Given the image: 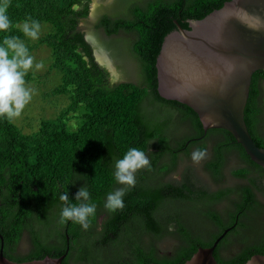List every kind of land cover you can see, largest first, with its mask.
Listing matches in <instances>:
<instances>
[{"label": "trees", "instance_id": "1", "mask_svg": "<svg viewBox=\"0 0 264 264\" xmlns=\"http://www.w3.org/2000/svg\"><path fill=\"white\" fill-rule=\"evenodd\" d=\"M226 1L115 0L99 7L91 28L103 31L106 39L100 42L125 78L113 82L81 27L92 0H10L13 27L0 33V43L5 35L22 39L18 26L28 17L50 24L52 31L40 42L50 48L52 67L62 74L51 94L68 95L70 104L55 120H42L33 133L0 118L4 256L23 262L66 253L63 264H183L236 221L217 244L216 260L243 264L254 254L264 255V168L229 132L204 134L194 111L157 91L156 58L175 22L188 28L189 20L202 19ZM263 88L259 70L244 113L258 147H264ZM70 112L78 113L74 130L65 119ZM132 147L148 155L151 170H138L135 186L128 187L116 182L114 162ZM197 148L207 152L201 165L217 184L214 189L188 165L180 179H167L192 160ZM229 155L242 167L232 171L239 182L224 185ZM85 185L97 205L88 230L61 222L59 199L67 192L70 203H79L75 195ZM119 188L125 190V206L110 212L106 197ZM164 241L167 249L160 247Z\"/></svg>", "mask_w": 264, "mask_h": 264}, {"label": "water", "instance_id": "2", "mask_svg": "<svg viewBox=\"0 0 264 264\" xmlns=\"http://www.w3.org/2000/svg\"><path fill=\"white\" fill-rule=\"evenodd\" d=\"M175 24L156 58L159 96L194 111L204 134L210 129L229 132L250 160L264 168V147L256 145L244 119L252 76L264 72V0H229L202 19L189 20L188 28ZM85 37L96 44L94 36ZM93 52L103 55L106 68L117 76L108 52ZM234 225L183 264H220L214 250ZM65 256L16 262L4 256L2 240L0 244V264H63ZM243 264H264V255L254 254Z\"/></svg>", "mask_w": 264, "mask_h": 264}, {"label": "clouds", "instance_id": "3", "mask_svg": "<svg viewBox=\"0 0 264 264\" xmlns=\"http://www.w3.org/2000/svg\"><path fill=\"white\" fill-rule=\"evenodd\" d=\"M9 6L10 0H0V33H8L13 27L8 15ZM18 27L24 37L31 40L39 39L41 32L39 21L28 17ZM44 66L43 61L36 62L20 36L5 35L3 37L0 43V118L12 122L22 116L24 109L35 94V89L27 86L25 78L29 72L40 71ZM206 156L205 149L197 148L192 152L191 159L193 163L199 164ZM114 167L116 182L134 187L137 171L145 168L150 171L151 162L144 151L132 147L121 159L114 162ZM124 196L123 188L110 192L106 197L104 207L110 212L122 210L125 206ZM59 199L64 204L61 210V222L72 221L84 230H88L91 226L89 218L95 215L97 205L92 202L87 186L81 187L75 195V201L79 203H70L67 192L61 194Z\"/></svg>", "mask_w": 264, "mask_h": 264}, {"label": "rangeland", "instance_id": "4", "mask_svg": "<svg viewBox=\"0 0 264 264\" xmlns=\"http://www.w3.org/2000/svg\"><path fill=\"white\" fill-rule=\"evenodd\" d=\"M103 0H92L90 4L91 13L87 21L82 22V28L86 32V35H92L95 37L97 43H93L91 40H87L91 43L93 48L99 49V47L107 48L102 45L100 40L106 39L103 31H95L91 28L90 22L94 19L96 11L99 7H102ZM23 23H20L22 25ZM41 32L39 39L31 40L23 36L22 40H24L26 46L29 49L31 55L35 57L36 62L43 61L44 68L40 71L29 72L26 76L27 86L35 89V94L32 97L31 102L26 106L22 116L16 120H14V124H16L22 132L24 133H33L37 131L40 126V122L42 120H55L60 116L64 110L70 104L68 95H53L51 91L55 89L62 82V74L59 70L54 69L52 67V56L51 50L45 44H42L40 40L42 37L48 32L52 31V26L48 23H41ZM98 60V59H97ZM118 70V67L116 66ZM110 80L113 82H123L125 78L120 76H113L110 73ZM264 91V88H263ZM67 124L70 130L76 129L78 125V113L70 112L66 118ZM228 163L226 165L225 172L227 173L226 183L224 185H231L235 182H239L232 175V171L236 168L242 167L241 163L236 159L235 156L229 155ZM202 161L199 164L193 163V161H187L186 164H183L178 167V173L175 172L167 177L168 180H176L180 179V173L185 170V167L188 165L190 168L196 172L198 177L205 181L211 188H216L217 184L213 183L208 177L207 173L202 170ZM23 248H26V245H22ZM160 247L162 249H167L168 244L167 241L160 243Z\"/></svg>", "mask_w": 264, "mask_h": 264}, {"label": "flooded vegetation", "instance_id": "5", "mask_svg": "<svg viewBox=\"0 0 264 264\" xmlns=\"http://www.w3.org/2000/svg\"><path fill=\"white\" fill-rule=\"evenodd\" d=\"M114 1H115V0H103V2H102L103 7H108V6H110L111 4H113ZM96 43H97V41H96ZM97 48H98V47H97ZM97 48H96V49H97ZM100 48H101V47H99V49H100ZM99 49H97V50L99 51ZM105 50H106V49H105ZM106 51L108 52L109 57L112 59L114 65H115V67H116V63H115L113 57L111 56L110 51H109V50H106ZM96 58L99 60V62H100L103 66L106 67L105 61L102 60L101 55H97ZM108 71H109V70H108ZM117 75L120 76V77H122V75H121V73H120L119 70H117ZM18 251H19V252H21V251L24 252V251H23V248H19Z\"/></svg>", "mask_w": 264, "mask_h": 264}, {"label": "bare ground", "instance_id": "6", "mask_svg": "<svg viewBox=\"0 0 264 264\" xmlns=\"http://www.w3.org/2000/svg\"><path fill=\"white\" fill-rule=\"evenodd\" d=\"M101 58H102V60H104V61L106 60V58H105L103 55H101Z\"/></svg>", "mask_w": 264, "mask_h": 264}]
</instances>
